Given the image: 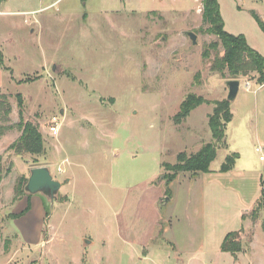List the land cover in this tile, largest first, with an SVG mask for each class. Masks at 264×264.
<instances>
[{"label":"rangeland","instance_id":"1","mask_svg":"<svg viewBox=\"0 0 264 264\" xmlns=\"http://www.w3.org/2000/svg\"><path fill=\"white\" fill-rule=\"evenodd\" d=\"M218 1L226 31L264 55L253 15L264 20V0ZM202 14L203 0H0V92L11 105L0 111V264H264V208L253 218L264 186L256 78L240 77L211 176L165 181L163 163L213 141L214 105L177 123L183 100L229 94L210 67L216 52L203 56L218 37ZM18 94L43 134L42 155L9 148L22 134ZM232 153L236 165L221 172ZM39 166L62 182L52 208L15 190ZM240 229L243 251H222Z\"/></svg>","mask_w":264,"mask_h":264},{"label":"trees","instance_id":"2","mask_svg":"<svg viewBox=\"0 0 264 264\" xmlns=\"http://www.w3.org/2000/svg\"><path fill=\"white\" fill-rule=\"evenodd\" d=\"M85 1V0H83ZM203 20L209 24L206 29L207 33L214 34L218 41L211 42L203 51V56L210 59L211 51L216 52V56L210 61V67L213 71L218 72L223 78L228 80L240 79V77L256 78L259 85H264V55L254 49L247 41L243 34L234 35L226 31L224 19L221 14L220 3L218 0H203ZM253 15L264 31V20L253 11ZM223 48V53H219V48ZM3 57L0 54V61ZM257 75V77L254 75ZM20 121L17 127L21 129V136L10 145L17 155L29 153L32 155H42L45 151V141L39 127L30 120H25L22 95L18 94ZM208 103L213 104V112L209 116V126L212 133L213 141L205 143L194 154L187 155L185 152L178 154L177 162L174 164L163 163L166 170L165 181L170 184L181 172L192 174L210 172L211 164L217 157L218 148L225 147L227 125L233 119L231 111V102L229 100H209L201 95L189 93L183 100L180 111L175 116V121L181 123L191 114L198 106ZM0 111L6 116L11 112V105L8 96L0 92ZM239 158L238 153L228 155L220 167L221 172L232 170ZM1 160V159H0ZM1 166V165H0ZM3 175L0 168V184ZM28 179L26 177L19 180L16 185V192L25 193L24 186ZM262 189L261 197L253 210V218L256 219L258 213L264 208V186L261 180ZM169 193V192H168ZM18 215L13 214V218ZM245 216L243 215L242 218ZM264 230V223H263ZM242 229L229 232L221 245L222 251L237 254L243 251V245L240 240Z\"/></svg>","mask_w":264,"mask_h":264},{"label":"water","instance_id":"3","mask_svg":"<svg viewBox=\"0 0 264 264\" xmlns=\"http://www.w3.org/2000/svg\"><path fill=\"white\" fill-rule=\"evenodd\" d=\"M189 35L194 44H197V35L193 32H189ZM229 87V94L227 100L232 102L240 89L241 80L231 79L227 80ZM62 182L56 180L49 167L39 166L34 167L30 171V176L26 185L24 186V192L29 195H42L45 198L46 205L53 207L54 202L58 199V194L61 190ZM165 198V200H168Z\"/></svg>","mask_w":264,"mask_h":264},{"label":"crops","instance_id":"4","mask_svg":"<svg viewBox=\"0 0 264 264\" xmlns=\"http://www.w3.org/2000/svg\"><path fill=\"white\" fill-rule=\"evenodd\" d=\"M250 83H252V82H254V80L253 81H249ZM256 82V81H255ZM240 88H241V85H240ZM264 90V85H259V88L257 89V94H260V92H262ZM232 111V110H231ZM233 120V119H232ZM236 165V164H235ZM221 167V166H220ZM211 169V168H210ZM220 170V169H219ZM231 171V170H230ZM230 171H228V172H230ZM210 172H212V169L210 170ZM210 172H208V174H209V176H211V174H210ZM201 174L202 173H198V174H194L193 176H190L189 175V172H187L186 174H185V176H186V179L184 180L185 182H188V184H189V186L191 185V181H193V182H196V181H199V179H200V176H201ZM208 174H206V175H208ZM204 176H205V174H204ZM179 177V175L176 177V181H177V178ZM262 179V178H261ZM175 180H173L172 181V185L174 186V184H175ZM200 182V181H199ZM214 183L215 182V180H213V179H211V181L209 182V183ZM202 183V182H201Z\"/></svg>","mask_w":264,"mask_h":264},{"label":"built area","instance_id":"5","mask_svg":"<svg viewBox=\"0 0 264 264\" xmlns=\"http://www.w3.org/2000/svg\"><path fill=\"white\" fill-rule=\"evenodd\" d=\"M51 129H52L53 132H58V130H59V126H53V127H51ZM256 150H257L258 152H261L260 160L264 162V154H263V149H262V147L259 146V147L256 148Z\"/></svg>","mask_w":264,"mask_h":264}]
</instances>
